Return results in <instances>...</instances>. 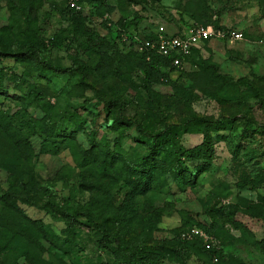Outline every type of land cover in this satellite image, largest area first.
I'll list each match as a JSON object with an SVG mask.
<instances>
[{"label": "rangeland", "instance_id": "obj_1", "mask_svg": "<svg viewBox=\"0 0 264 264\" xmlns=\"http://www.w3.org/2000/svg\"><path fill=\"white\" fill-rule=\"evenodd\" d=\"M105 1L114 21L142 16V34L159 24L173 32L164 17L178 20L182 15L198 23H218L243 36L210 41L196 65H187L186 73L170 83L152 86L150 92L141 85L140 72L119 79L95 71L98 57L90 51L80 52L75 42L34 56H0V75L8 90L19 93L18 89L35 85L50 101L48 115L54 128L77 134L76 141L61 143L56 151L43 149L41 133L27 136L23 149L29 171L26 178L50 187L51 193L34 197L35 204L18 200L20 214L41 219L53 229L61 244L66 221L47 213L44 203L51 199L60 201L72 192L80 213L72 230L73 249L67 252L54 248L22 215L2 217L0 213V264H115L118 251L116 245L104 241V225L112 234L125 236L133 246H157L163 253L161 264H179L164 247L193 226L211 228L223 241L224 258L216 264H264V247L257 242L264 238V211L258 207L242 208L236 214L249 227L246 233L206 212L212 205H238L241 197L264 206V0ZM13 2L28 9L34 24L47 39L52 38L61 20L59 11L65 8L63 0H41L35 4L29 0H0V25L11 21ZM86 5L91 7L90 2ZM101 21L96 15L88 27L104 35L107 30ZM62 23L67 25L66 21ZM78 61L92 70L84 74L65 70ZM221 75H230L234 80L245 78L257 90L232 87ZM17 77L25 80L24 84L19 85ZM102 97L111 104L107 106ZM19 108L13 100L0 96V110L14 114ZM30 113L40 118L45 112L33 103ZM119 115L146 124L149 131H159L164 125L194 116L211 121L231 120L237 128L215 132L213 123L209 124V132L221 137L212 141L215 151L211 166L197 185L178 187L167 175L151 181L146 194L134 196L126 182L79 166L85 152H98L95 145L99 143L121 152L132 162L148 154V143L137 138L136 126L124 130L125 126L117 124ZM188 127L178 138V145L192 148L202 144L206 138L203 128L195 123ZM10 134L15 135L11 131ZM9 140V135L6 137L0 129V162L14 157ZM11 181L10 173L0 165V200L9 191ZM177 229L182 230L177 233ZM189 263L215 264L198 255H193Z\"/></svg>", "mask_w": 264, "mask_h": 264}, {"label": "trees", "instance_id": "obj_2", "mask_svg": "<svg viewBox=\"0 0 264 264\" xmlns=\"http://www.w3.org/2000/svg\"><path fill=\"white\" fill-rule=\"evenodd\" d=\"M41 0H29V3L35 4ZM69 0H63L65 8L60 12L59 26L53 33L52 38L47 39L41 29L34 24L30 15V11L25 9L21 4L11 5V21L0 25V56L18 57L21 55L34 56L41 51L51 49H59L65 43L80 47V52L86 53L90 51L98 57V62L94 66L95 71H99L103 75L116 77L119 79H127L136 73H142L141 85L147 92L151 91V87L159 83H170L176 77L188 71L187 65L192 66L197 64L202 55L203 49L207 43L212 40H207L203 49H194L185 59V65L176 67L172 64V57L164 56L155 50L138 49V42L145 39H154L156 37L155 26L146 34H142L140 24L143 21L142 16H135L132 19L121 17L119 20L112 19V11L107 6L105 0H78L87 6V2L91 3V7H87L85 11H79L72 8L68 4ZM102 4V8L98 4ZM99 16L102 19L100 25L107 30V33L100 35L96 31H92L88 25L92 18ZM107 15V17H106ZM191 18H194L190 15ZM172 29L173 33H178L181 25L198 23L195 20L187 19L180 15V18L170 19L164 17ZM63 21L67 25H63ZM166 21V22H167ZM202 25L212 24L216 28L224 30L232 29L220 26L218 23H198ZM127 37L128 41L125 40ZM79 39L82 42H79ZM214 40V39H213ZM87 64L81 61L75 63L65 70L69 72H78L80 74L92 70ZM0 74L1 70H0ZM222 79L232 87L241 86L242 88L257 90L245 78L234 80L230 75H221ZM20 84H24L25 80L17 77ZM18 89V88H17ZM19 93L11 92L8 86L2 81L0 75V96L6 99H11L20 107L14 114H10L5 110H0V129L9 135V143L14 147V157L10 160L1 159L0 165L6 169L12 181L9 183V191H7L0 200V213L3 215L20 214L22 213L17 201L28 204H35L33 198L42 195L49 196L51 193L50 187L46 185L35 184L32 180L27 179L29 172L26 170L24 162V148H26L27 136L37 132L41 133L43 138V149L53 148L59 149L61 143L76 141L77 134L75 131L62 130L57 131L51 123V117L48 112L51 110V104L44 93L35 85H26L24 89H18ZM102 100L109 106L111 103ZM39 104L44 115L40 118H35L30 113L31 105ZM117 124L132 128H137V138L148 143V154L143 156L140 161H129L124 154L119 151L111 150L104 144H97L95 147L98 152L91 154L85 152L82 159L79 161V166L90 170H94L99 175L112 178L116 181H124L130 187L133 195H144L150 189L151 181L157 178H163L170 175L178 187L183 184L195 186L198 179L211 166V158L214 154L213 142L217 141L221 135H212L209 132V124L213 123L214 131L221 129L233 128V121H223L217 119L211 121L206 118L194 116L187 118L182 122L171 123L164 125L159 131H149L146 124L137 123L123 116L116 117ZM197 124L203 128L206 134L205 141L192 148H182L178 145V138L188 130L190 124ZM10 131L15 134H10ZM213 141V142H212ZM88 186V185H87ZM96 188L102 187L101 184H92ZM133 196V197H134ZM252 205V207H251ZM44 208L47 213L55 218H63L66 221L67 227L62 230L64 237L63 242L59 243V237L53 229L44 223L41 219H31L24 214H20L25 218L28 225L36 229L41 236L46 239L54 248L60 251L67 252L73 249L72 230L78 222L79 210L77 200L72 192H69L60 201L48 200L44 203ZM135 204L131 200L130 208ZM264 211V206L251 204L245 198H240L238 205L229 203L225 205H212L206 208V212L214 219H221L225 223L231 224L234 228L249 232V227L241 220L236 218V214L242 208H255ZM262 216V214H257ZM198 227L215 237L216 243L207 248L203 239L199 236H194L191 239L185 238L183 235ZM182 229H177L179 233ZM104 241L108 244L116 245L118 256L115 264H161L163 253L157 246L141 243L133 246L126 240L125 236L112 234L107 225L103 226ZM184 232V233H183ZM182 237L179 236L176 242L169 246H165L164 250L171 254L179 264H190L193 255L203 256L212 263L222 262L224 258L223 241L219 239L211 228L204 226H193L183 231ZM264 247V238L257 241ZM109 264V263H98Z\"/></svg>", "mask_w": 264, "mask_h": 264}, {"label": "built area", "instance_id": "obj_3", "mask_svg": "<svg viewBox=\"0 0 264 264\" xmlns=\"http://www.w3.org/2000/svg\"><path fill=\"white\" fill-rule=\"evenodd\" d=\"M70 7L79 11H85L86 6L78 0H69ZM107 17V15H106ZM156 37L154 39H145L138 42L140 51L146 49L155 50L164 56L172 57V64L176 67L185 65V59L191 55L194 49H203L207 40H224V39H241L243 34L234 29L224 30L216 28L212 24L202 25L198 23H190L181 25L178 33L170 32L163 24L157 25L155 28ZM128 41L127 37L125 38ZM185 238L191 239L199 236L203 239L207 248H211L216 239L201 228L194 227L187 231Z\"/></svg>", "mask_w": 264, "mask_h": 264}]
</instances>
